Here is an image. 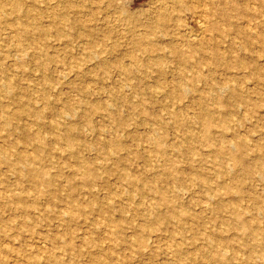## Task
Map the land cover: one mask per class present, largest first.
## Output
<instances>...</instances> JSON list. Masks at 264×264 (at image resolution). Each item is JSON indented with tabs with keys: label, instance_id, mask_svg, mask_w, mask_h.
<instances>
[{
	"label": "rangeland",
	"instance_id": "rangeland-1",
	"mask_svg": "<svg viewBox=\"0 0 264 264\" xmlns=\"http://www.w3.org/2000/svg\"><path fill=\"white\" fill-rule=\"evenodd\" d=\"M0 264H264V0H0Z\"/></svg>",
	"mask_w": 264,
	"mask_h": 264
},
{
	"label": "bare ground",
	"instance_id": "bare-ground-1",
	"mask_svg": "<svg viewBox=\"0 0 264 264\" xmlns=\"http://www.w3.org/2000/svg\"><path fill=\"white\" fill-rule=\"evenodd\" d=\"M195 10V9H194ZM195 16V15H194ZM197 16V15H196Z\"/></svg>",
	"mask_w": 264,
	"mask_h": 264
}]
</instances>
